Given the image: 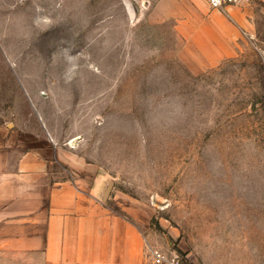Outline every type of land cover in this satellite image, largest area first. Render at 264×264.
I'll use <instances>...</instances> for the list:
<instances>
[{"label":"rangeland","instance_id":"1","mask_svg":"<svg viewBox=\"0 0 264 264\" xmlns=\"http://www.w3.org/2000/svg\"><path fill=\"white\" fill-rule=\"evenodd\" d=\"M143 1L0 0V123L37 121L57 179L102 177L149 252L264 264V0Z\"/></svg>","mask_w":264,"mask_h":264},{"label":"crops","instance_id":"2","mask_svg":"<svg viewBox=\"0 0 264 264\" xmlns=\"http://www.w3.org/2000/svg\"><path fill=\"white\" fill-rule=\"evenodd\" d=\"M207 23L215 61L230 56L232 25L213 14ZM32 122L0 123V264H149V232L107 205L102 177L57 179V149Z\"/></svg>","mask_w":264,"mask_h":264},{"label":"built area","instance_id":"3","mask_svg":"<svg viewBox=\"0 0 264 264\" xmlns=\"http://www.w3.org/2000/svg\"><path fill=\"white\" fill-rule=\"evenodd\" d=\"M163 1V0H152ZM212 8L218 10H226L230 6L239 5L251 0H207ZM151 4V0H144L143 7L147 8ZM151 264H186L185 261L178 255H169L161 250L152 249L150 251Z\"/></svg>","mask_w":264,"mask_h":264}]
</instances>
